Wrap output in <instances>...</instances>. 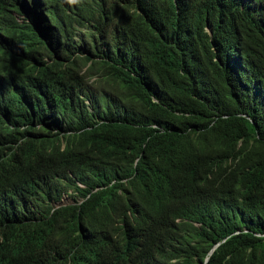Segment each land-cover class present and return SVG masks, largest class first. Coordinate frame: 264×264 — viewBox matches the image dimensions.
I'll use <instances>...</instances> for the list:
<instances>
[{"label":"trees","instance_id":"16d2710c","mask_svg":"<svg viewBox=\"0 0 264 264\" xmlns=\"http://www.w3.org/2000/svg\"><path fill=\"white\" fill-rule=\"evenodd\" d=\"M118 2L110 26L77 38L100 93L92 112L64 104L71 120L50 132L58 106L31 109L38 97L0 83L26 157L62 172L81 200L46 221L20 214L23 230L64 264L127 203L155 219L171 264H264V0ZM19 9L0 0V21Z\"/></svg>","mask_w":264,"mask_h":264},{"label":"clouds","instance_id":"9594fccd","mask_svg":"<svg viewBox=\"0 0 264 264\" xmlns=\"http://www.w3.org/2000/svg\"><path fill=\"white\" fill-rule=\"evenodd\" d=\"M6 1L20 2L28 9L11 12L0 21V83L5 80L12 93L21 97H38L29 102L31 109L42 99L58 106L64 117L58 118L50 131L56 133L71 120L62 108L64 104L92 112L100 96L96 77L87 68L89 62L75 51L78 36L110 26L122 4L118 0ZM53 13L58 15L57 24ZM36 119L40 126L43 121L50 123L44 112ZM28 140L23 125L13 124L0 114V264H60L58 258H52L54 252L42 235L23 230L19 215L31 212L37 220L46 221L81 200L62 172H51L37 157H26L31 152ZM52 147L60 153L64 142L60 140L59 147ZM52 151L50 147L45 154ZM135 206L125 203L93 233L83 234L77 254H69L63 263H173L172 251L163 254L155 219ZM12 215L18 220H9ZM11 240L16 243L15 250L8 248Z\"/></svg>","mask_w":264,"mask_h":264}]
</instances>
